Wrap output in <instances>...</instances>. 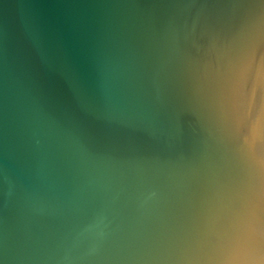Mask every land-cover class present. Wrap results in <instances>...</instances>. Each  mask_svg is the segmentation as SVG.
I'll return each instance as SVG.
<instances>
[{"label": "water", "instance_id": "obj_1", "mask_svg": "<svg viewBox=\"0 0 264 264\" xmlns=\"http://www.w3.org/2000/svg\"><path fill=\"white\" fill-rule=\"evenodd\" d=\"M264 0H0V264H256Z\"/></svg>", "mask_w": 264, "mask_h": 264}, {"label": "clouds", "instance_id": "obj_2", "mask_svg": "<svg viewBox=\"0 0 264 264\" xmlns=\"http://www.w3.org/2000/svg\"><path fill=\"white\" fill-rule=\"evenodd\" d=\"M261 239L264 240V234H261ZM256 264H264V249L258 248L255 252Z\"/></svg>", "mask_w": 264, "mask_h": 264}]
</instances>
